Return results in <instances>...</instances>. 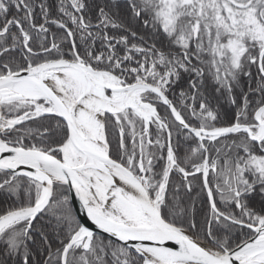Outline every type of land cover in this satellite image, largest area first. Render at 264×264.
Masks as SVG:
<instances>
[{
    "label": "snow or ice",
    "instance_id": "obj_1",
    "mask_svg": "<svg viewBox=\"0 0 264 264\" xmlns=\"http://www.w3.org/2000/svg\"><path fill=\"white\" fill-rule=\"evenodd\" d=\"M0 264H264V0H0Z\"/></svg>",
    "mask_w": 264,
    "mask_h": 264
},
{
    "label": "trees",
    "instance_id": "obj_2",
    "mask_svg": "<svg viewBox=\"0 0 264 264\" xmlns=\"http://www.w3.org/2000/svg\"><path fill=\"white\" fill-rule=\"evenodd\" d=\"M122 2H123V0H122Z\"/></svg>",
    "mask_w": 264,
    "mask_h": 264
}]
</instances>
